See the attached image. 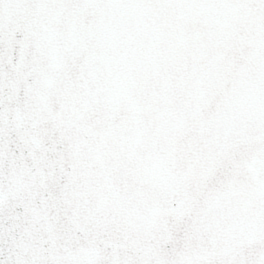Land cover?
Here are the masks:
<instances>
[{"label": "snow or ice", "instance_id": "snow-or-ice-1", "mask_svg": "<svg viewBox=\"0 0 264 264\" xmlns=\"http://www.w3.org/2000/svg\"><path fill=\"white\" fill-rule=\"evenodd\" d=\"M0 264H264V0H0Z\"/></svg>", "mask_w": 264, "mask_h": 264}]
</instances>
